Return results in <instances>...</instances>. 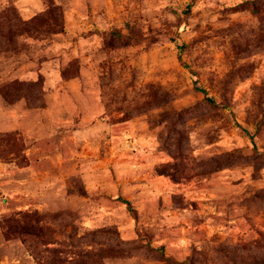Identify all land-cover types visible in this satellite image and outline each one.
<instances>
[{"label":"rangeland","instance_id":"374dc122","mask_svg":"<svg viewBox=\"0 0 264 264\" xmlns=\"http://www.w3.org/2000/svg\"><path fill=\"white\" fill-rule=\"evenodd\" d=\"M0 264H264V0H0Z\"/></svg>","mask_w":264,"mask_h":264},{"label":"trees","instance_id":"16d2710c","mask_svg":"<svg viewBox=\"0 0 264 264\" xmlns=\"http://www.w3.org/2000/svg\"><path fill=\"white\" fill-rule=\"evenodd\" d=\"M203 90V89H202ZM209 101L213 102V100L211 98H208Z\"/></svg>","mask_w":264,"mask_h":264}]
</instances>
